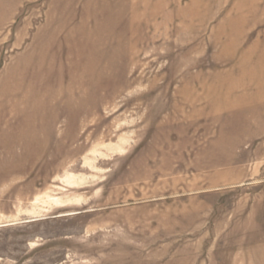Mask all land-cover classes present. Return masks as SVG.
Here are the masks:
<instances>
[{
	"label": "rangeland",
	"instance_id": "rangeland-1",
	"mask_svg": "<svg viewBox=\"0 0 264 264\" xmlns=\"http://www.w3.org/2000/svg\"><path fill=\"white\" fill-rule=\"evenodd\" d=\"M0 264H264V0H0Z\"/></svg>",
	"mask_w": 264,
	"mask_h": 264
}]
</instances>
